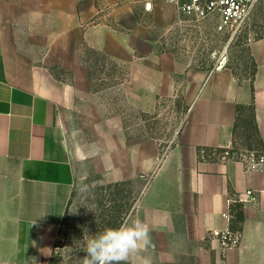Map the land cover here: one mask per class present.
<instances>
[{
	"label": "crops",
	"instance_id": "1",
	"mask_svg": "<svg viewBox=\"0 0 264 264\" xmlns=\"http://www.w3.org/2000/svg\"><path fill=\"white\" fill-rule=\"evenodd\" d=\"M165 1L0 0V264H51L76 171L57 97L64 88L50 67L63 66L88 85L84 44L117 62L129 59L128 98L141 110L177 95L188 104L159 161L156 139L130 140L116 121L117 175L108 178L149 176L126 219L148 225L151 245L127 262L186 254L196 264H264V165L247 171L239 158L199 155L201 147H233L248 109L264 151V36L250 43L253 77L226 65L197 68L159 52L136 18L142 5L154 24L172 22L175 10H163ZM236 202L244 212L241 241L224 252L212 231L231 226L222 214Z\"/></svg>",
	"mask_w": 264,
	"mask_h": 264
},
{
	"label": "rangeland",
	"instance_id": "2",
	"mask_svg": "<svg viewBox=\"0 0 264 264\" xmlns=\"http://www.w3.org/2000/svg\"><path fill=\"white\" fill-rule=\"evenodd\" d=\"M166 4L163 10H175L173 21L168 24H154L150 12L142 5L135 8L137 20L150 29L159 52L174 53L205 70L216 69L224 62L239 77L253 71L250 43L264 35V0L255 4L244 23L226 32L216 31L212 19L190 21L178 12L175 3ZM80 56L88 70V85L75 81L74 72L63 66L50 67L64 88L57 97L76 171L51 264H82L87 255L83 248L85 235L94 236L105 228L119 227L130 216L146 187L149 176L124 181L110 178L117 175L116 121H121L123 132L130 140L156 139L159 161L173 146L188 112V104L179 95L158 98L151 112L132 104L128 98L131 90L127 87L129 59L117 62L106 52L87 44L82 46ZM252 112L248 109L240 121L234 145L238 154L259 148ZM154 260L153 264H196L186 254L176 260Z\"/></svg>",
	"mask_w": 264,
	"mask_h": 264
},
{
	"label": "built area",
	"instance_id": "3",
	"mask_svg": "<svg viewBox=\"0 0 264 264\" xmlns=\"http://www.w3.org/2000/svg\"><path fill=\"white\" fill-rule=\"evenodd\" d=\"M175 3L177 10L190 21H200L203 19H212L215 21V30L218 32L232 31L239 27L250 16L255 4L260 0H167ZM224 62L217 65V68L223 66ZM230 149V148H229ZM202 157L206 151L202 149ZM238 151L230 152L226 150L221 153L213 152L216 159L239 158L247 171L260 169L264 165V151L250 150L248 152ZM250 192V191H249ZM233 203V201H232ZM222 216L228 220L234 217L231 212H224ZM212 236L220 242L222 251L240 244V231L234 230L228 226L221 230L212 231Z\"/></svg>",
	"mask_w": 264,
	"mask_h": 264
},
{
	"label": "clouds",
	"instance_id": "4",
	"mask_svg": "<svg viewBox=\"0 0 264 264\" xmlns=\"http://www.w3.org/2000/svg\"><path fill=\"white\" fill-rule=\"evenodd\" d=\"M151 245L150 229L139 219H125L116 228H105L94 236L84 237L87 255L82 264H125ZM142 264H151L144 259Z\"/></svg>",
	"mask_w": 264,
	"mask_h": 264
},
{
	"label": "trees",
	"instance_id": "5",
	"mask_svg": "<svg viewBox=\"0 0 264 264\" xmlns=\"http://www.w3.org/2000/svg\"><path fill=\"white\" fill-rule=\"evenodd\" d=\"M253 62H254V60H253ZM255 70H256V64L254 62L253 71L247 77H253L255 74ZM202 149H204L206 151V154L204 155V157H202V154H201ZM226 150H229L230 152H236L237 151L234 146L231 147L230 149L229 148H220V147H201V148H199V155H200L201 159L216 160V157L213 155V152L216 151V153H221V152H224ZM254 150H262V149H260V146H259L258 149H254ZM231 213L234 216V218L232 219L231 228L234 230H238L239 223H241L244 219L243 205L239 202H236L235 204H233L231 206Z\"/></svg>",
	"mask_w": 264,
	"mask_h": 264
}]
</instances>
